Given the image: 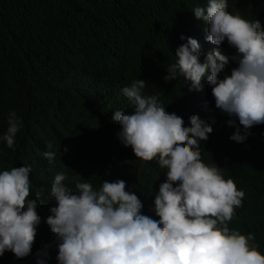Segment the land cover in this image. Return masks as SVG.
Returning <instances> with one entry per match:
<instances>
[{"label":"trees","instance_id":"trees-1","mask_svg":"<svg viewBox=\"0 0 264 264\" xmlns=\"http://www.w3.org/2000/svg\"><path fill=\"white\" fill-rule=\"evenodd\" d=\"M206 1L0 0V172L29 166L31 198L40 193L37 209L51 215V185L63 173L69 187L76 181L98 188L104 180H124L142 201L143 214L158 219L154 199L167 169L155 159H137L118 139L120 126L112 120L117 110L132 111L122 88L141 79L147 83L144 94L157 95L169 113L211 124L213 132L200 142L203 162L221 168L245 193L229 227L254 234L264 255V124L237 143L230 137L244 129L216 108L207 77L201 91H189L191 83L182 77L164 79L176 49L189 37L200 44L201 62L214 50L229 58L221 79L236 67L235 49L227 41L209 49L204 22L192 13ZM228 10L264 27V0H228ZM10 112L22 124L13 148L2 139ZM46 151L55 153L52 162ZM47 199L53 200L50 206ZM42 229L52 257L57 238L48 225ZM0 264H10L5 253Z\"/></svg>","mask_w":264,"mask_h":264},{"label":"clouds","instance_id":"clouds-1","mask_svg":"<svg viewBox=\"0 0 264 264\" xmlns=\"http://www.w3.org/2000/svg\"><path fill=\"white\" fill-rule=\"evenodd\" d=\"M205 6L192 13L204 22L208 48L224 47L227 41L235 49L231 59L236 67L221 79L229 58L214 50L201 62L200 44L189 37L176 49V61L166 68L164 79L182 77L191 83L189 91H201L207 77L216 108L238 119L244 129L242 134L237 128L230 139L243 143L249 129L264 124V27L257 19L230 12L228 0H207ZM146 84L138 79L122 88L133 109L115 111L112 120L120 126L118 139L137 159H155L167 169L154 199L158 219L143 214L142 201L126 190L124 180H104L98 188L76 181L69 187L63 173L52 182L56 206L48 216V211L37 209L40 193L31 198V168L13 167L0 172V256L5 253L7 262L264 264L254 234L229 227L245 193L233 179L224 178L221 168L203 162L200 142L207 141L213 127L196 115L185 121L169 113L157 95L144 94ZM228 125L235 127V120ZM21 127L16 113L10 112L2 137L9 148ZM44 155L49 162L55 158L51 151ZM53 200H46L48 206ZM44 225L57 238L52 257L42 236Z\"/></svg>","mask_w":264,"mask_h":264}]
</instances>
